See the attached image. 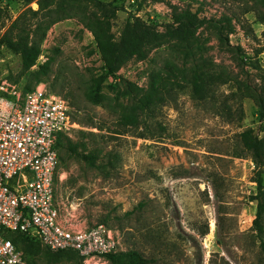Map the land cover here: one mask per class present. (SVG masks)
Returning <instances> with one entry per match:
<instances>
[{"label":"rangeland","instance_id":"1","mask_svg":"<svg viewBox=\"0 0 264 264\" xmlns=\"http://www.w3.org/2000/svg\"><path fill=\"white\" fill-rule=\"evenodd\" d=\"M101 1L118 9L112 22L116 40L131 16L164 32L173 7L190 2ZM195 1L207 18L243 11L239 1L226 6ZM0 9L2 76L24 94L41 85L65 99L78 125L67 135L85 144L65 154L57 175L65 222L76 229L105 225L121 240L119 253H138L143 264H264V234L259 238L253 223L256 165L240 140L249 129L264 137V121L252 99H241L236 85V80L260 84L264 76V24L255 12L239 15L229 38L231 46L242 49L243 63L220 48L212 31H203L202 39H210L204 69L216 75L213 82L194 79L189 63L187 80L172 77L173 85L163 90L142 124L126 127L115 107L118 100L127 103L119 95L120 84L126 80L145 86L153 70L167 74L170 65L181 67L174 45L134 58L111 74L93 34L78 19H67L49 29L36 66L26 70L21 54L8 50L2 37L29 9L38 10L37 0H0ZM47 62L51 72L38 82L36 72ZM196 83L204 88L200 94ZM19 250L32 262L33 257ZM40 258L33 260L46 264ZM57 264L113 263L105 258Z\"/></svg>","mask_w":264,"mask_h":264},{"label":"trees","instance_id":"2","mask_svg":"<svg viewBox=\"0 0 264 264\" xmlns=\"http://www.w3.org/2000/svg\"><path fill=\"white\" fill-rule=\"evenodd\" d=\"M28 3L33 0H25ZM136 2L137 0H133ZM219 5H229L234 2L242 3L239 15L255 12L261 23L264 24V0H211ZM38 10L29 9L24 16L12 23L2 37V44L11 52L20 53L23 66L29 70L36 66L42 55V43L49 29L64 20L78 19L94 36L96 46L105 65L111 74L118 73L132 59H144L157 48L171 44L177 48L182 66L170 65L169 72L153 70L149 82L139 86L130 81H123L119 87V95L127 103L115 105L119 109L120 123L123 126H139L143 117L149 114L163 97V90L173 85L172 77L187 80L188 65H192L193 78L213 82L215 74H209L204 69L206 44L209 38H203V31H212L221 49L237 55L243 63L242 49L231 46L229 38L236 32V22H240L238 14L224 12L219 18H207L202 14L199 2L190 0L183 7H173L172 22L165 27L164 32L157 30V25L139 17L131 16L116 40L113 34V19L117 10L101 0H37ZM201 5V4H200ZM1 12V9H0ZM33 19L35 21H33ZM239 24V23H238ZM51 72L50 63L40 66L37 81L46 79ZM227 74V73H226ZM229 76V74H227ZM260 84H253L249 80H236L238 94L241 99H252L258 110L261 120L264 121V76L260 77ZM197 93L204 91L201 84H194ZM34 90V89H33ZM32 90V91H33ZM82 135L84 131L79 132ZM244 149L249 153L256 165L255 183L256 193L252 200L256 202L257 212L254 220V230L262 238L264 234V137L260 138L252 129L240 135ZM84 147V143H75L67 134H61L57 143L60 167L65 165V154ZM143 207V204H140ZM5 236L12 241L15 247L23 250L26 256L33 257L28 262L36 263L35 258H44L46 264H57L61 260H84L75 251L54 252L44 246L39 240L27 234L14 231H5ZM113 264H143L145 260L138 253H117L108 256ZM34 262V263H33ZM37 264V263H36Z\"/></svg>","mask_w":264,"mask_h":264},{"label":"built area","instance_id":"3","mask_svg":"<svg viewBox=\"0 0 264 264\" xmlns=\"http://www.w3.org/2000/svg\"><path fill=\"white\" fill-rule=\"evenodd\" d=\"M77 127L65 99L41 85L24 94L0 72V264H32L5 231L27 234L54 252L75 251L87 263L122 251L105 225L76 229L61 217L57 143Z\"/></svg>","mask_w":264,"mask_h":264},{"label":"crops","instance_id":"4","mask_svg":"<svg viewBox=\"0 0 264 264\" xmlns=\"http://www.w3.org/2000/svg\"><path fill=\"white\" fill-rule=\"evenodd\" d=\"M90 229V228H89Z\"/></svg>","mask_w":264,"mask_h":264}]
</instances>
